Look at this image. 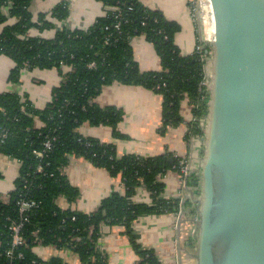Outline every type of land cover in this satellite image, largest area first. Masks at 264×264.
<instances>
[{
    "label": "trees",
    "instance_id": "1",
    "mask_svg": "<svg viewBox=\"0 0 264 264\" xmlns=\"http://www.w3.org/2000/svg\"><path fill=\"white\" fill-rule=\"evenodd\" d=\"M32 1L0 0V26H4L0 56L6 55L15 62L11 81L19 82L24 68L56 69L62 81L44 109L22 101L18 94L0 93V154L21 164L10 201L5 203L0 198V264H64L60 259L40 260L34 252L40 242L45 246L72 248L82 264H108L98 249L102 225H124L130 234L132 223L142 215L180 210L179 201L162 198L164 184L158 178L167 170H178V160L172 163L167 154L156 158L133 155L120 158L113 144L87 138L80 128L86 123L103 124L112 128L114 136H121L118 125L122 112L94 103L104 87L119 82L144 86L162 96L165 130L184 121L181 106L188 100L193 106L188 140L196 138L203 144L206 139L203 124L209 116L207 100L211 91L202 83L210 80L205 70L213 47L198 41V45L204 46L202 53L184 55L176 42L181 25L168 20L161 10L145 7L141 0H97L103 3L106 14L89 30L63 29L53 39L31 36L32 28H54L47 19L49 14L59 21L69 16L67 5L62 3L50 13L39 14L35 23L30 11ZM8 6H11L9 15L4 12ZM119 12L120 33L115 28ZM10 18L16 19L15 23L8 24ZM137 36H145L153 44L161 60L160 70L140 69L130 41ZM90 63L96 66L89 68ZM48 140H53L51 150L45 147ZM35 152H43L44 156L38 157ZM69 156L89 159L114 177L120 176L126 194L114 193L90 214L64 208L62 199L73 203L78 198L77 189L63 173ZM201 181V175L190 177L189 185L196 188L197 195L202 194ZM142 185L154 199L151 206L131 201ZM22 200L34 201L36 206L26 212L28 221L21 231L26 243L16 248L11 258L7 255L12 247L11 226L21 220ZM131 241L141 258L138 264H160L153 252L141 249L134 238ZM19 254H23L22 259L17 258Z\"/></svg>",
    "mask_w": 264,
    "mask_h": 264
},
{
    "label": "crops",
    "instance_id": "2",
    "mask_svg": "<svg viewBox=\"0 0 264 264\" xmlns=\"http://www.w3.org/2000/svg\"><path fill=\"white\" fill-rule=\"evenodd\" d=\"M190 1L192 0H141L145 7L161 10L168 20L177 21L181 25L176 42L184 55L193 54L198 45V30L191 17ZM62 3L67 5L69 16L59 21L49 14L47 19L54 28H32L31 36L53 39L63 29L89 30L99 17L106 14L103 3L97 0H33L30 6L34 15L33 21L38 23L39 14L50 13ZM202 3L208 8L213 34L214 17L210 0H202ZM10 7L4 8L7 15ZM15 21L16 19L10 18L8 24ZM3 27L0 26V34ZM131 46L135 60L143 72L162 68L156 49L145 36L132 38ZM14 68L15 62L10 57L0 56V93L18 94L22 101L36 109H44L52 100L53 90L62 80L59 71L24 68L19 82H14L10 80ZM94 103L102 108L113 107L122 112V120L118 125L121 136H114L112 128L107 125L92 126L86 123L80 128L85 137L113 144L120 158L129 155L156 158L166 154L174 159L179 157V160L189 161L194 174L201 175L204 147L196 138L188 140V123L193 115V106L188 100L183 101L181 106L184 121L179 126H169L166 130L163 98L144 86L114 82L102 89ZM20 166L18 160L0 154V198L5 203L10 201V193L15 189ZM63 173L70 185L78 191L75 202L61 200V205L66 209L90 214L97 211L101 203L114 193L126 194V186L120 176L114 177L108 170L96 166L89 159L69 156ZM158 178L164 184L162 198L170 202L179 201L182 213L178 217V209L177 212L142 215L132 223L131 236L124 225H102L98 249L104 254L108 264H138L141 261L132 244V238L141 249L153 252L160 264H197L201 195H197L199 193L196 188H190V192H187L178 170H167ZM191 194H194V202ZM131 201L150 206L154 203L151 193L144 185L136 189ZM34 252L45 262L60 259L64 264H82L80 257L69 247L45 246L40 243L35 246Z\"/></svg>",
    "mask_w": 264,
    "mask_h": 264
},
{
    "label": "water",
    "instance_id": "3",
    "mask_svg": "<svg viewBox=\"0 0 264 264\" xmlns=\"http://www.w3.org/2000/svg\"><path fill=\"white\" fill-rule=\"evenodd\" d=\"M210 3L197 264H264V0Z\"/></svg>",
    "mask_w": 264,
    "mask_h": 264
},
{
    "label": "built area",
    "instance_id": "4",
    "mask_svg": "<svg viewBox=\"0 0 264 264\" xmlns=\"http://www.w3.org/2000/svg\"><path fill=\"white\" fill-rule=\"evenodd\" d=\"M204 10H206V16H207V22H208V25L206 24V27H204L203 29V26H202V23H201V19L199 17L196 18V13H192V9L190 10V13H191V17L197 27V30L199 31L198 33V41L199 42H205L206 44H210L211 45V42L212 40L214 39V33L211 34V21L209 20V11H208V8H205L204 6ZM116 18L119 19L118 20V23L116 24L115 28L116 30L120 33L121 32V27H122V15L121 13L119 12L117 15H116ZM215 32V31H214ZM213 37V38H212ZM132 39H130L131 41ZM108 43L109 42V39L107 40ZM203 45L200 44V45H197L195 51H197L198 53H202V50H203ZM212 54V53H211ZM96 66L95 63H90L89 64V68H94ZM63 69L65 71H69V69L64 66ZM62 81V80H61ZM202 85L206 86L208 88V81H205L202 83ZM210 90V89H208ZM45 147L47 150H51L52 147H53V140H48L46 143H45ZM36 155L38 157H43L44 156V153L43 152H35ZM179 157H176V159H178ZM178 165H179V172L182 176V182H183V187L185 189H187V192L189 193L191 190L190 188H192L189 184H190V177L194 174V172L192 171V167L189 163L188 160H179L178 159ZM40 171H42V168L40 167L39 168ZM192 197H193V202L195 201V198H194V194H191ZM184 203V201H183ZM20 214H21V220L20 221H15L13 223V225L11 226V230H12V247H11V250H8L7 251V255H9L11 258L14 257L13 256V251L18 248V247H21V246H24L26 241L25 239L23 238V236L21 235V231L25 225V222L28 221V216L26 215V212L35 207L36 206V203L34 201H26V200H22L20 201ZM167 212V211H166ZM182 213L181 210H179V212L176 213V215L179 217L180 214ZM41 243V242H40ZM18 259H22L23 258V254H19L17 256Z\"/></svg>",
    "mask_w": 264,
    "mask_h": 264
},
{
    "label": "rangeland",
    "instance_id": "5",
    "mask_svg": "<svg viewBox=\"0 0 264 264\" xmlns=\"http://www.w3.org/2000/svg\"><path fill=\"white\" fill-rule=\"evenodd\" d=\"M189 9L191 10L192 9V13H196V18L201 19V23H202V26H203V29L204 27H206V24L208 25V22H207V14H206V10H204V5L202 3V0H192L190 1V5H189ZM199 33V31H198ZM211 81H212V78H210V80L208 81V89H210V86H211ZM205 126V131L207 130V127H208V120L205 124H203ZM205 146H206V141L205 143H203V149L204 151L206 150L205 149Z\"/></svg>",
    "mask_w": 264,
    "mask_h": 264
}]
</instances>
